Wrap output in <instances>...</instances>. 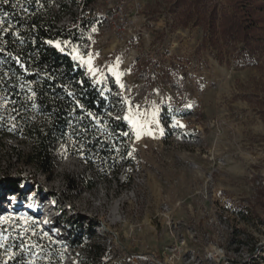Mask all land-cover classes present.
Here are the masks:
<instances>
[{
  "label": "rangeland",
  "instance_id": "1",
  "mask_svg": "<svg viewBox=\"0 0 264 264\" xmlns=\"http://www.w3.org/2000/svg\"><path fill=\"white\" fill-rule=\"evenodd\" d=\"M172 1L71 6L67 33L97 40L87 85L102 110L71 80L50 93L64 98L65 124L47 169L31 159L33 139L0 140V178L21 177L19 193L0 192L13 207L0 204V264H264V48L211 44L204 22L181 19ZM105 71L118 83L114 106ZM168 103L178 112L163 119ZM32 107L44 127L49 117ZM113 114L123 124L112 125ZM5 123L18 124L11 114Z\"/></svg>",
  "mask_w": 264,
  "mask_h": 264
},
{
  "label": "built area",
  "instance_id": "2",
  "mask_svg": "<svg viewBox=\"0 0 264 264\" xmlns=\"http://www.w3.org/2000/svg\"><path fill=\"white\" fill-rule=\"evenodd\" d=\"M79 3L88 6L86 0H60L58 7H51L50 0H8V3L0 0V140L2 141L6 136L31 138L35 144L31 147L30 154L34 153L37 146V137L32 133V129L45 131L51 120L49 118V122L44 127L35 125L32 122L34 116L32 105L38 106L40 112L47 115L42 109V103H45L41 99L43 92L45 94L43 99L52 105L54 102L50 100L49 92L68 90L69 80L72 81L71 86L75 90H81L90 80L87 58L90 57L89 53L92 52L97 40L91 36L84 38L79 34L67 33V28L74 21L76 14L74 9L77 8L71 6ZM78 8L81 11L87 7ZM110 12L111 10L107 9L102 14V25L109 26L114 23L113 14ZM60 13L68 14L67 22L62 20ZM112 28L115 29V26ZM117 29L121 30V27ZM117 40L122 41L123 37L119 36ZM51 51H54L59 58L56 69H53L47 61H40L42 53L50 55ZM65 60L70 63V74L65 67ZM104 76L103 83L110 90V99H107L106 103L114 106V103H119L116 97L118 83L111 72L105 71ZM94 89L97 91L96 87ZM26 92L31 96H27ZM66 95L67 93H64V97ZM57 100L62 101L60 103L62 104L64 98ZM124 100L123 104L127 107L128 101ZM93 104L98 107L103 104V99L99 97ZM164 108L161 113L163 119L178 112L177 106L172 103H168ZM10 114L13 115V121L17 119L18 122L13 129L5 123L6 115ZM123 115L127 116L125 113ZM19 118L22 119V124ZM112 119L117 120V117L113 114ZM15 151L21 155L25 153L19 152V149ZM128 157L132 163L137 160L131 155ZM56 207L57 203L50 206L53 210ZM7 210H12V206ZM61 235L65 236L63 233ZM6 264L20 263L14 261Z\"/></svg>",
  "mask_w": 264,
  "mask_h": 264
},
{
  "label": "trees",
  "instance_id": "3",
  "mask_svg": "<svg viewBox=\"0 0 264 264\" xmlns=\"http://www.w3.org/2000/svg\"><path fill=\"white\" fill-rule=\"evenodd\" d=\"M92 0H86L89 3ZM200 0H173L172 7L174 12L179 7H183L182 13L179 15L181 19L195 18V21L202 20L204 27L208 33V40L211 44L223 43L225 46H234L237 44L242 46V49L249 53L258 52L264 48V0H235L229 5L218 7L213 5L212 7H199ZM58 56L54 51H51L50 55L42 53L40 61H47L51 64L53 69L58 66ZM65 67L68 74H70V63L65 60ZM71 76V75H70ZM88 84V83H86ZM81 91L82 100L94 111H101L102 106L95 107L93 102L99 98V93L94 87L85 86ZM49 92V91H48ZM53 93V92H52ZM41 97L42 109L51 119L50 124L46 127L45 131L33 128L32 133L37 137V146L31 159L39 163L42 169H47L50 164L51 156L50 150L53 142L57 137L63 135L65 117L63 114L64 108L62 101H55L52 105L48 104L46 99ZM47 95V94H46ZM50 96V92H49ZM47 98V97H46ZM66 98V97H65ZM112 125L123 124L116 119H111ZM121 127H123L121 125ZM21 177L6 175L0 178V192L4 194L19 193ZM3 197L0 194V200ZM244 218H250L248 209L242 213ZM93 232V226H91L90 233ZM235 264H262L258 260L246 261L243 263Z\"/></svg>",
  "mask_w": 264,
  "mask_h": 264
},
{
  "label": "bare ground",
  "instance_id": "4",
  "mask_svg": "<svg viewBox=\"0 0 264 264\" xmlns=\"http://www.w3.org/2000/svg\"><path fill=\"white\" fill-rule=\"evenodd\" d=\"M4 202H3V205H4V207H6V209L7 208H9V207H11V205L9 204V201L7 200H3ZM46 207H50V206H46Z\"/></svg>",
  "mask_w": 264,
  "mask_h": 264
},
{
  "label": "snow or ice",
  "instance_id": "5",
  "mask_svg": "<svg viewBox=\"0 0 264 264\" xmlns=\"http://www.w3.org/2000/svg\"><path fill=\"white\" fill-rule=\"evenodd\" d=\"M4 3H8V0H3Z\"/></svg>",
  "mask_w": 264,
  "mask_h": 264
}]
</instances>
